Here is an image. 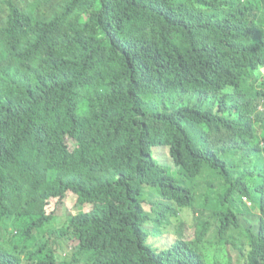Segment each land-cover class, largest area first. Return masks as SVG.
<instances>
[{
    "label": "trees",
    "instance_id": "obj_1",
    "mask_svg": "<svg viewBox=\"0 0 264 264\" xmlns=\"http://www.w3.org/2000/svg\"><path fill=\"white\" fill-rule=\"evenodd\" d=\"M263 70L264 0H0V264H264Z\"/></svg>",
    "mask_w": 264,
    "mask_h": 264
},
{
    "label": "rangeland",
    "instance_id": "obj_2",
    "mask_svg": "<svg viewBox=\"0 0 264 264\" xmlns=\"http://www.w3.org/2000/svg\"><path fill=\"white\" fill-rule=\"evenodd\" d=\"M31 1L35 2V0H31ZM262 74H264V70L262 71ZM68 143H69L71 150H74V147H75L74 142L69 139ZM168 152H169L168 149H160V150L156 149L154 155L156 159L162 165H164L171 171V175L174 176L176 173V168L174 167V163L172 159H170L167 156ZM76 205H77L76 195L73 194L72 192H69L64 202L58 204L56 201H53L50 204L51 209L49 210V212H53L57 209L59 215L62 217L61 223L63 225V224H66V220L64 219V217L68 215L69 213L74 212ZM85 209L87 212L93 210L92 206H87V208ZM180 215H181L182 220L181 222L176 223L173 229L177 230L179 225L182 224L184 227L182 237L185 238L189 242H194L196 239V218H199V216H195L194 212L190 210H182ZM252 220H253V223H255V220L254 219ZM176 230H173V231H176ZM177 239H178V233L167 234L162 239L155 240L152 242L155 243L154 247L156 248H161V247L168 248V244H171L173 241H176ZM152 242L149 241L150 244H152ZM72 246L76 247V244H72ZM214 253H215V259L217 261V264H219V251L217 253L216 250H214ZM229 257L232 259V264H241L238 261L237 252H235L234 250L229 251ZM209 264H214V263L211 261L209 262Z\"/></svg>",
    "mask_w": 264,
    "mask_h": 264
}]
</instances>
